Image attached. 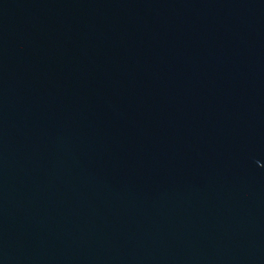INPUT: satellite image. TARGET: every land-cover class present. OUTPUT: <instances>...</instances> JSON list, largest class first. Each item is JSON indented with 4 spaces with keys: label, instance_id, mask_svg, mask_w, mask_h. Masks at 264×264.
Instances as JSON below:
<instances>
[{
    "label": "water",
    "instance_id": "obj_1",
    "mask_svg": "<svg viewBox=\"0 0 264 264\" xmlns=\"http://www.w3.org/2000/svg\"><path fill=\"white\" fill-rule=\"evenodd\" d=\"M107 107L185 264H264V0H33Z\"/></svg>",
    "mask_w": 264,
    "mask_h": 264
}]
</instances>
